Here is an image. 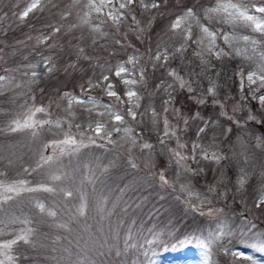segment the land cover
I'll return each mask as SVG.
<instances>
[{
	"label": "rangeland",
	"instance_id": "rangeland-1",
	"mask_svg": "<svg viewBox=\"0 0 264 264\" xmlns=\"http://www.w3.org/2000/svg\"><path fill=\"white\" fill-rule=\"evenodd\" d=\"M31 2L0 0V75L8 77L0 89V185L37 189L5 193L0 187V242L31 229L28 244L19 241L12 246L13 264H150V260L155 264H252L225 254V249L235 246V236H222L211 251L180 241L206 239L220 232L235 234L249 224L264 232V206H254L264 195V109L250 96L247 101L241 99L248 90L245 86L241 93L237 74L241 68L256 67L264 44L256 46L253 59H246L253 55L250 45L246 50L243 41L233 40L229 47L218 37L216 45L231 55L206 57L211 67L202 71L205 63L195 54L196 44L189 42L182 55L172 54L180 38L169 28L177 16L192 8L196 15L185 17L184 23L194 38L200 35V24L236 36L257 34L206 19L204 10L216 0H166L151 12L137 7L138 26L129 17L117 28L93 14L96 31L80 23L85 0H41V8L21 22L16 14ZM57 27L59 32L54 31ZM158 49H167V62L153 59ZM129 57L136 58L135 67L127 63ZM30 64L38 67L30 69ZM121 64L137 80L143 70V81L131 86L139 96L138 106L133 107L135 119L127 115L132 106L125 95L129 86L115 76ZM33 70L36 77L24 75ZM170 71L190 83L193 91L181 88L168 75ZM103 75L109 76L124 104L108 97L102 86L89 87V81L95 85ZM210 82L215 84V97L206 93ZM74 97L112 104L125 117L121 131H112V119L97 115L93 105L73 103L69 116L68 103ZM200 99L205 103H199ZM214 99L224 104L223 110ZM38 107L47 111L33 115ZM222 111L227 115H221ZM250 113L255 120H248ZM42 119L51 123L35 127ZM25 121L33 126L23 127ZM96 121L111 131V142L95 134ZM205 122L209 126L201 133ZM13 127L17 130L12 131ZM69 133L75 145L46 147ZM178 142L184 147H178ZM145 143L152 147L144 149ZM194 144H200L210 157L216 153L222 158L204 159L200 149L193 153ZM177 151L188 159L180 160ZM47 156L53 161L37 167L41 157ZM161 174L168 184L160 180ZM52 175H60L61 180H53ZM242 176L246 177L243 185ZM40 185H59L73 194L66 196L58 188L46 192ZM6 196L12 198L6 200ZM209 209L219 211L209 216ZM126 241L135 247L126 246ZM241 250L264 264V254Z\"/></svg>",
	"mask_w": 264,
	"mask_h": 264
},
{
	"label": "snow or ice",
	"instance_id": "snow-or-ice-1",
	"mask_svg": "<svg viewBox=\"0 0 264 264\" xmlns=\"http://www.w3.org/2000/svg\"><path fill=\"white\" fill-rule=\"evenodd\" d=\"M78 3V0H76ZM162 3H166V0H85V2L80 6V11L83 13V15L79 16L80 23L83 26H86L90 28L92 31L98 30V25L92 21L91 16L95 14L98 18L104 17L106 21H111L112 24L119 28V26L124 23L129 17L131 18V21L135 25H139V21L136 18V8L143 9L146 12H151L153 9H159L161 7ZM71 7V6H70ZM41 8V0H32L31 3H29L21 12H19L18 17L20 21L22 22L29 13L33 12L34 10ZM71 13H62V17L66 18L67 15H70ZM196 14L194 13L192 8H188L184 15L177 16L170 24L169 31L172 32L174 37H179V46L174 48L173 55L176 53L183 54L187 50V46L189 42L196 44L199 51H196V55L199 56L202 60V63H205V67L202 69V71H207L211 65L210 63L206 62V57H215L216 59H220L221 57L230 56L231 53L228 51H225L224 48H220L216 45L217 38H221L225 44H228L229 47L232 46L233 40H239L243 41L247 50V47L251 46L252 56H246V59H253L256 53V46L258 44H264V0H255L254 3L251 4H245L240 2V0H216V3L214 6H210L207 9L204 10V17L208 20H214L216 23L220 24H228L232 27H243L246 29H250L252 33L257 34L256 36L253 35H242V36H236L235 33H229V32H221L220 29H211L209 26H206L204 24H200V35L197 37H193L192 29L189 25L185 24V17L191 18L194 17ZM0 20H3V17H0ZM61 29L59 27L55 28V32H59ZM119 43V41H117ZM81 52L83 49L80 50ZM237 55L240 54L239 50H236ZM169 57V53L167 49H164L163 51L157 50L155 53V56L153 59L157 62L163 61L167 62ZM2 58V57H0ZM46 63V62H45ZM128 64H132L135 67L136 64V58L135 57H129V60L127 62ZM256 67L245 71L243 68L237 73L240 77V90L241 93L244 92L245 86H247L248 95H242L241 99L247 101L249 99V96L251 100L256 101L261 109H264V92L261 90H264V53H261L258 57V59L255 61ZM30 69H36L38 65L30 64L28 65ZM47 70L49 72L52 71L51 67H48ZM123 74V75H122ZM24 75H31L32 77L37 76L36 71L25 72ZM169 76L173 77L175 80L179 81L181 88H187L189 92L193 91V88L190 83L186 82L182 77H180L175 71H170L168 73ZM115 76L120 77L121 81L128 85L127 91L125 92V95L127 97V103H129L130 106L127 109V115L131 116L133 119L136 118V112L133 110V107L138 106V100L139 96L137 91H135L131 86L139 83L140 81H143L144 74L143 70L139 73V80L133 77V71L126 68L123 64H121L115 71ZM8 81V77L5 75H0V89H2L5 86V83ZM107 82V83H104ZM211 86H209L206 89L207 95L215 97L216 91H215V84L210 82ZM103 87L106 95L110 98H114L116 102H119L120 104H124L126 101L121 98V96L115 91L114 85L109 80L108 75H103L102 80L98 82L97 84L93 85L91 81H89V87ZM173 87V84L169 83L167 85L168 89H171ZM258 93H260L258 95ZM67 96L68 94L65 93ZM170 101H165V104H168ZM73 103L87 106V105H93L96 108L97 115L104 116L107 114L113 121V128L112 131L120 132L121 128L119 125L124 122L125 117L118 111L113 110L112 104H102L99 100L95 99L94 97H79V98H72L69 100L68 103V114L69 116L72 115L71 108ZM199 103L203 104L205 103L204 99H200ZM214 104H218L220 108L223 110L224 104L214 99ZM47 110L43 107H38L34 109L33 115L35 113H44ZM91 111V109H90ZM165 112L168 111L167 108L164 109ZM155 116L156 114L153 113ZM198 115V114H197ZM221 115H227L226 112L222 111ZM256 117L252 115L251 113L248 115V120H255ZM14 123L17 125V127H20L19 121H14ZM51 121L49 120H39L35 123V127H42L45 124H50ZM165 136L169 135V125L167 119H165ZM185 124L188 123L187 120L184 121ZM238 123V122H237ZM28 121H25L23 127H32ZM57 127H59V123L57 122ZM209 126L207 122H205L204 127H201L199 129V132L203 133L205 132V129ZM79 127V125H77ZM89 127L91 128L92 125L90 124ZM17 128L13 127L12 131H16ZM95 134L100 137L101 139L108 138L110 141L111 137V131H107L104 128V125L100 121H96L95 127H94ZM103 132V136H101V133ZM175 130L173 129L172 135H175ZM36 133L33 132V136H35ZM91 140V138H89ZM95 143V141H92ZM111 142V141H110ZM163 142V141H162ZM132 143L134 144L135 141L133 140ZM56 144L59 145H75L76 139L71 136L69 133L63 140H60L58 142H53V145H46L55 147ZM142 147L144 149H149L152 146L150 144H143ZM178 147L183 148V144H179ZM197 149H200L203 158L204 159H215L219 161L222 157L219 156L216 153H212L211 157L209 154L202 148L200 144H194L193 145V153L196 152ZM64 149L61 148V151ZM175 155L179 157L180 160H186L188 157L182 155L180 152H175ZM195 159V155L192 157ZM42 163H38L37 167L43 166V164H48L50 161H53L52 156L47 157H41ZM132 167H136V164L133 163ZM35 170V169H33ZM27 171V170H26ZM53 180L59 181L61 180L60 175H52L51 177ZM245 176H242L240 179V184L243 185L245 182ZM160 180L164 184H168V181L165 179L164 175H160ZM21 185H23V181L19 182ZM0 187L4 188L5 193H12L16 192L19 193L20 191H27V192H33L37 189L35 188H18L16 185H10V186H3L0 185ZM40 188L43 191L46 192H52L58 188L59 190L63 191L66 196H72V191L68 188H63L59 185L56 186V188L48 187L45 185H40ZM11 196H6L4 199L10 200ZM103 204V201H101V205ZM256 209H260L262 206H264V195L259 196L254 204ZM37 207L43 212L45 211L44 206L42 204H37ZM85 205L80 206V213L83 214ZM219 210L216 209H209L208 215L213 216L216 214V212ZM203 215L204 213L201 212ZM48 215L55 216V212H49ZM31 234V229L26 230L25 232H22L20 235H16L15 238L0 242V264H13L14 262V256L12 255V246L17 244L19 241H23L25 244H28L29 236ZM235 236L234 244L235 246L231 249H225V254L232 256L234 259L239 258H245L251 260L252 264H261L260 261H257L253 258V256L249 253L243 252L241 249L243 248H249L253 250L256 253L264 254V232H259L256 230V226L254 224H249L248 227L241 229L238 233H232L231 231L228 232H220L219 235H213L209 238H199V237H190L183 241H180L181 245H187L189 243H195L196 246L204 248L206 251H211L212 246L217 244L218 241H220L222 236ZM131 239V237H129ZM153 241H147L148 244H151ZM229 243H233L232 240L229 241ZM126 246L135 247V245H128L126 241ZM221 248H223V245H220ZM147 255V254H146ZM150 264H155L154 260H150Z\"/></svg>",
	"mask_w": 264,
	"mask_h": 264
}]
</instances>
